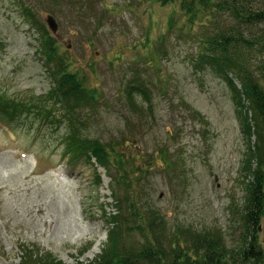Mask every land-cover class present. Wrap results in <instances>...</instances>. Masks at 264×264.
I'll return each mask as SVG.
<instances>
[{"label": "rangeland", "instance_id": "1", "mask_svg": "<svg viewBox=\"0 0 264 264\" xmlns=\"http://www.w3.org/2000/svg\"><path fill=\"white\" fill-rule=\"evenodd\" d=\"M46 29L68 69L97 91L95 104L77 110L80 130L126 152L137 205L158 209L170 233L215 231L239 249L257 135L228 78L196 60L205 31L180 1L0 0V92L61 118L55 125L34 110L0 118V264H21L27 246L66 264L94 262L108 242L107 213L119 207L113 187L125 191L96 158L66 152L71 126L49 96L54 67L40 51ZM257 238L264 264V223Z\"/></svg>", "mask_w": 264, "mask_h": 264}, {"label": "trees", "instance_id": "2", "mask_svg": "<svg viewBox=\"0 0 264 264\" xmlns=\"http://www.w3.org/2000/svg\"><path fill=\"white\" fill-rule=\"evenodd\" d=\"M159 1L163 4L180 1L189 22L202 25L205 34L196 60L200 65L213 66L228 78L245 108L242 116L246 131L249 134L255 131L257 135L248 164L253 180L248 186L245 243L239 249L229 248L219 232L200 231L189 226L170 233L165 217L158 209L137 205L138 194L131 193V182L124 180L130 165L126 152L117 147L116 141L107 144L82 135L80 130L77 110L95 104L97 91L88 88L68 69V63L57 49L55 37L46 29L40 51L54 67L52 73L56 85L49 96L64 106V114L71 126V133L65 138L66 152L73 160L96 158L107 169L112 181L117 178L125 186L123 194L113 187V198L119 207L117 212L107 213L110 217L108 242L90 264H261L263 251L257 233L264 223V0ZM230 73L240 81L241 88H237ZM243 99L249 104H243ZM33 110L42 116L41 120L53 116L52 124L60 123L61 118L51 114L54 112L51 108L18 101L0 92V118L5 119V115L13 118ZM113 168L117 175L112 173ZM101 179L99 174L98 181ZM131 232L140 235L139 242H132ZM21 264L66 263L50 252L41 253L39 249L27 246L23 248Z\"/></svg>", "mask_w": 264, "mask_h": 264}, {"label": "water", "instance_id": "3", "mask_svg": "<svg viewBox=\"0 0 264 264\" xmlns=\"http://www.w3.org/2000/svg\"><path fill=\"white\" fill-rule=\"evenodd\" d=\"M47 22L51 28V30L54 32V33H57L58 32V29H59V24L56 20V18L50 14L47 18Z\"/></svg>", "mask_w": 264, "mask_h": 264}, {"label": "bare ground", "instance_id": "4", "mask_svg": "<svg viewBox=\"0 0 264 264\" xmlns=\"http://www.w3.org/2000/svg\"><path fill=\"white\" fill-rule=\"evenodd\" d=\"M101 244V241L99 242V244L98 245H100Z\"/></svg>", "mask_w": 264, "mask_h": 264}]
</instances>
